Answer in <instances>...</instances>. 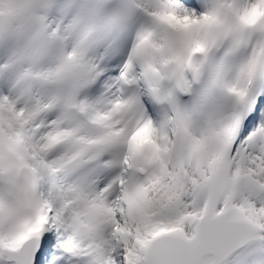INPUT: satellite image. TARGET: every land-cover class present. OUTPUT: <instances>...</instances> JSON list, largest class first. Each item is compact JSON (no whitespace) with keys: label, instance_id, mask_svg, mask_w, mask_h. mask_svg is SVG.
I'll list each match as a JSON object with an SVG mask.
<instances>
[{"label":"snow or ice","instance_id":"6c2138e0","mask_svg":"<svg viewBox=\"0 0 264 264\" xmlns=\"http://www.w3.org/2000/svg\"><path fill=\"white\" fill-rule=\"evenodd\" d=\"M0 264H264V0H0Z\"/></svg>","mask_w":264,"mask_h":264}]
</instances>
